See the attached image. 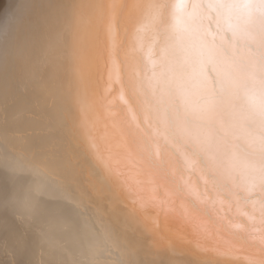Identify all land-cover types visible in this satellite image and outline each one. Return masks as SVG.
<instances>
[{"label":"bare ground","instance_id":"bare-ground-1","mask_svg":"<svg viewBox=\"0 0 264 264\" xmlns=\"http://www.w3.org/2000/svg\"><path fill=\"white\" fill-rule=\"evenodd\" d=\"M165 2L19 0L0 32V264H264V104L193 106L185 135L213 159L232 145L222 180L150 71Z\"/></svg>","mask_w":264,"mask_h":264},{"label":"clouds","instance_id":"clouds-1","mask_svg":"<svg viewBox=\"0 0 264 264\" xmlns=\"http://www.w3.org/2000/svg\"><path fill=\"white\" fill-rule=\"evenodd\" d=\"M159 8L150 71L172 131L222 180L235 182L227 163L232 145L225 141L213 159L185 132L197 126L193 106L218 116L244 114L250 91L264 104V0H166ZM21 18L19 0H0V32L8 34ZM239 151L246 154L247 147Z\"/></svg>","mask_w":264,"mask_h":264}]
</instances>
